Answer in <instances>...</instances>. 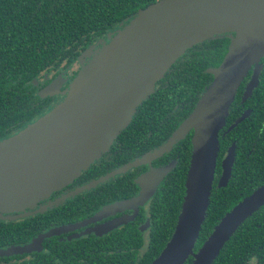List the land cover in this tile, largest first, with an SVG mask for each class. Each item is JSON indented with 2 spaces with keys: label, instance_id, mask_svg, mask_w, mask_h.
Instances as JSON below:
<instances>
[{
  "label": "water",
  "instance_id": "obj_1",
  "mask_svg": "<svg viewBox=\"0 0 264 264\" xmlns=\"http://www.w3.org/2000/svg\"><path fill=\"white\" fill-rule=\"evenodd\" d=\"M223 34L229 37L223 58L218 65L205 69L212 75L211 81L193 109L163 142L26 213L43 212L131 168L150 166L192 131L180 210L165 246L149 264H183L189 256L190 264H212L242 222L264 205L262 183L225 212L194 250L213 186L219 131L225 125L238 86L251 68L254 74L247 93L257 84L259 61L264 56V0H156L121 20L100 40L98 48L85 52L89 59L59 104L16 133L0 139V217L2 213L33 207L99 160L131 122L137 107L155 92L157 81L170 66L188 48ZM57 109L62 111L59 121L49 131L40 133L38 140L34 139L29 130ZM20 136L28 140L6 146ZM234 156V147L230 146L221 161L218 187L227 185ZM175 164L176 160H172L140 173L136 178L139 187L136 195L105 205L94 217L137 210ZM125 220L121 218L118 222ZM48 234L50 231L31 243L1 249L0 254L29 251Z\"/></svg>",
  "mask_w": 264,
  "mask_h": 264
},
{
  "label": "trees",
  "instance_id": "obj_2",
  "mask_svg": "<svg viewBox=\"0 0 264 264\" xmlns=\"http://www.w3.org/2000/svg\"><path fill=\"white\" fill-rule=\"evenodd\" d=\"M156 0H0V139L25 127L27 106L23 104L25 84L41 69L43 57L53 52L63 54L69 47L95 32L115 29L125 17ZM229 43L227 34L206 39L181 55L157 81L155 92L140 104L128 126L116 137L114 145L125 146L116 164L132 160L163 142L178 123L193 109L200 93L211 81L207 67L216 66L223 58ZM197 48V49H195ZM247 123V122H246ZM245 123V124H246ZM247 126V125H246ZM239 138L253 137L251 126L238 127ZM192 131L170 152L154 164L176 160L152 199L150 243L141 260L149 264L169 239L178 216L188 169ZM148 141L145 144L144 141ZM219 156L224 152L225 140L219 137ZM258 145L254 150H258ZM116 150L112 147L111 152ZM132 154V155H131ZM219 160V157H218ZM106 161H103L105 163ZM235 161L233 175L226 186H212L209 205L201 225L194 250L202 244L213 226L244 196L264 183L246 184L242 168ZM247 168V167H246ZM249 173L255 179L264 174L256 162H250ZM99 171L93 164L85 173ZM18 224L14 229H18ZM10 233H14L10 230ZM255 259L264 261V205L245 219L224 244L212 264H244ZM189 256L183 264H188ZM191 263V262H190Z\"/></svg>",
  "mask_w": 264,
  "mask_h": 264
},
{
  "label": "flooded vegetation",
  "instance_id": "obj_3",
  "mask_svg": "<svg viewBox=\"0 0 264 264\" xmlns=\"http://www.w3.org/2000/svg\"><path fill=\"white\" fill-rule=\"evenodd\" d=\"M108 31L107 29L89 35L80 41L79 46L68 47L63 54L61 51L53 52L52 55L48 53L43 57L42 68L22 85L26 87L23 104L27 106L25 114L27 121L24 126L38 119L65 98L72 80L89 59L85 52L98 48L101 44L100 40L106 38ZM200 44L202 42L195 45ZM259 64L261 67L257 84L250 93H247V87L254 74V68H251L238 86L225 125L219 131L218 136L225 140L226 147L221 156L218 151L213 186L218 187L222 172L221 161L230 146L234 147L235 156L229 180L234 177L233 169L236 160L241 161L247 167L242 168L246 184H257L258 179L264 178L263 174L255 179L248 172L250 162H256L260 170L264 169V56L261 57ZM242 116L244 118L232 126ZM241 123H243L244 131L245 127L246 129L249 126L253 128V137L245 135L243 140L239 138L240 130L237 127ZM115 140L109 150L93 163L98 164L99 171L102 170V173H85L93 165L91 164L72 182L53 191L33 207H27L24 211L2 213L0 250L31 243L49 231L50 234L42 237L40 242H36L29 251L0 254V264H141L150 243L152 199L166 176L158 184L154 194L137 210L125 209L98 218L94 216L105 205L136 195L139 190L136 183L137 176L151 166H160L161 164H154L157 159L152 161L150 166L143 164L131 168L89 190L68 197L62 203L46 208L43 212L26 214L38 210L41 206L57 200L63 194L122 165L116 164L119 156L115 154L117 151L118 153L124 152L125 146L114 145ZM143 141L145 144L149 143ZM255 145H258V150H254ZM112 147L116 150L111 152ZM135 157L132 155V159ZM103 161L106 162L103 163ZM121 218L126 219L125 222H118ZM114 223L116 225H113ZM17 224L19 227L15 230L14 225ZM10 230L14 233L11 234ZM244 264H264V261L258 262L252 258Z\"/></svg>",
  "mask_w": 264,
  "mask_h": 264
},
{
  "label": "bare ground",
  "instance_id": "obj_4",
  "mask_svg": "<svg viewBox=\"0 0 264 264\" xmlns=\"http://www.w3.org/2000/svg\"><path fill=\"white\" fill-rule=\"evenodd\" d=\"M61 109H57L56 111H54L52 114H50L48 117L44 118L43 120H41L40 122H38L37 124H35L30 130H29V134H33L34 135V139L38 140V135L44 131H49L50 128L52 126H54L57 121H59L60 117H61ZM22 137V138H21ZM21 139V140H20ZM28 140L27 137L24 136H20L18 138H15L13 141H9L7 142L6 146L11 147V146H15L17 143H20L22 141H26Z\"/></svg>",
  "mask_w": 264,
  "mask_h": 264
}]
</instances>
